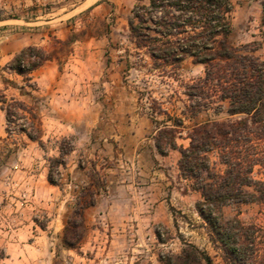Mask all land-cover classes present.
I'll use <instances>...</instances> for the list:
<instances>
[{
    "label": "rangeland",
    "instance_id": "rangeland-1",
    "mask_svg": "<svg viewBox=\"0 0 264 264\" xmlns=\"http://www.w3.org/2000/svg\"><path fill=\"white\" fill-rule=\"evenodd\" d=\"M145 4L0 0V264H162L184 242L225 264L196 211L201 194L181 177L176 155L164 159L155 147L158 127L170 124L165 112L188 111L187 86L204 67L191 58L155 65L136 46L129 22ZM261 4L234 1L231 41L251 44L264 60ZM29 46L54 65L55 94L37 80L48 60L25 75L10 69ZM202 118L185 119L179 145L188 146L189 126ZM82 186L96 191V203L85 211L82 240L68 249L63 232ZM223 214L255 228L250 262L263 264L264 204L229 205Z\"/></svg>",
    "mask_w": 264,
    "mask_h": 264
},
{
    "label": "trees",
    "instance_id": "trees-1",
    "mask_svg": "<svg viewBox=\"0 0 264 264\" xmlns=\"http://www.w3.org/2000/svg\"><path fill=\"white\" fill-rule=\"evenodd\" d=\"M234 1L149 0L137 7L129 26L136 46L145 48L155 65L179 67L191 58L204 67V75L187 86L188 111L182 116L165 112L170 124L158 127L155 147L161 155L179 150L180 175L201 194L196 211L209 226V239L221 251L223 262L251 264L256 253L255 228L245 227L238 217L227 219L223 209L264 204V60L247 50L251 44L238 46L231 41ZM261 11L264 26V0ZM48 59L29 46L12 59L10 69L25 75ZM211 110L212 117L189 126L188 146L179 145L185 119ZM6 115L8 121L14 116L9 107ZM24 131L37 139L32 131ZM48 180L57 185L51 172ZM76 197L63 232L62 244L68 249L82 240L87 229L85 211L96 203V191L82 186ZM161 262L216 264L207 252L186 242L180 253H168Z\"/></svg>",
    "mask_w": 264,
    "mask_h": 264
},
{
    "label": "crops",
    "instance_id": "crops-1",
    "mask_svg": "<svg viewBox=\"0 0 264 264\" xmlns=\"http://www.w3.org/2000/svg\"><path fill=\"white\" fill-rule=\"evenodd\" d=\"M38 71H40V74H42L40 78L39 77L37 78L39 85L42 84V88H43L42 90L44 91V89H47L48 93L52 90L53 94H55V91H57L55 89L56 88L55 82H56L57 78H56L55 73H54L55 72L54 65L51 63L50 60H48L44 65H42L40 67V70L38 69ZM202 113H200L199 116L204 117V118H202L200 121L205 120L208 117L212 116L211 114H209V116L207 114H205V116H203ZM186 140H188V139H186ZM177 153L180 154L178 149H172L171 151H169V153L167 155H163L162 157L164 159H167V158H169L170 154H174V155H176V160L174 161V164H177L179 157H180V156H177L178 155ZM6 259H7V257H6Z\"/></svg>",
    "mask_w": 264,
    "mask_h": 264
}]
</instances>
